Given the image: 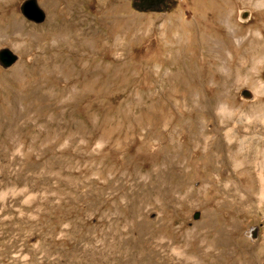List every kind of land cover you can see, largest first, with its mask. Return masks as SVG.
<instances>
[{
	"label": "rangeland",
	"instance_id": "374dc122",
	"mask_svg": "<svg viewBox=\"0 0 264 264\" xmlns=\"http://www.w3.org/2000/svg\"><path fill=\"white\" fill-rule=\"evenodd\" d=\"M25 1L0 0V264H221L202 222L230 208L264 245L237 165L263 149L264 0Z\"/></svg>",
	"mask_w": 264,
	"mask_h": 264
},
{
	"label": "bare ground",
	"instance_id": "6f19581e",
	"mask_svg": "<svg viewBox=\"0 0 264 264\" xmlns=\"http://www.w3.org/2000/svg\"><path fill=\"white\" fill-rule=\"evenodd\" d=\"M114 1L116 3L118 2V0H114ZM42 3L45 6H50V3L48 2V0H42ZM71 15H72V13H71ZM14 16L16 19L17 15H14ZM14 16H13V18H14ZM69 18H70V15H69ZM70 19L69 20H63V21H71ZM48 21H49L48 23L53 22V20L51 18ZM12 23L16 25L17 21L12 20L10 22V24H12ZM67 23H69V22H67ZM238 127H240V126H238ZM259 137L260 136L257 135V140H259ZM261 141H264V138ZM261 141H259V143ZM246 155H248V154H246ZM242 164L246 165V166H244L245 168L250 167L251 170H253V175H254V177L250 176V177H253V178H251V180L253 182L252 181L251 182L253 184L255 183L254 187H252L253 185L251 183L249 184V186H247L248 188L250 187L249 189H247V192H249V193H247V201L250 202L252 200L251 197H253L254 191H255L256 195L259 196V198H264V142H263V149L260 145L258 147L254 146V154L250 157H242L237 165H238V167H240V165H242ZM246 170H248V169H246ZM246 170H244V172ZM253 189H255V190H253ZM235 206L237 207V205H235ZM225 210H226L225 214L227 216H224V217L218 216V217L212 218L211 216L206 215L205 220H203V222H202L203 226L206 229H208L209 232H213L216 236L215 237L216 238V244L215 245H217V247L220 249V252L225 257V259H222L223 262L221 264H262V260H264V245L259 243L257 246L252 248V250H250L245 246V244L243 242H241V241L235 242V237L238 236V234H240V232L243 228V223L241 221H239L236 218V216L234 215L233 212H236V210L234 208H232V210H231V208L225 209ZM255 210H257V209H255ZM233 243H235L236 248L232 247ZM229 248L232 249L231 254L228 253ZM247 254L248 255L251 254V255L246 256ZM217 260H218V262H216V264H218L221 259H217ZM227 260H229V262Z\"/></svg>",
	"mask_w": 264,
	"mask_h": 264
},
{
	"label": "water",
	"instance_id": "95a60500",
	"mask_svg": "<svg viewBox=\"0 0 264 264\" xmlns=\"http://www.w3.org/2000/svg\"><path fill=\"white\" fill-rule=\"evenodd\" d=\"M21 12L26 18L34 21H40L43 18V14L37 8L34 0H26L21 6ZM14 60V56H12L8 51H5L0 55V61L5 66L11 65Z\"/></svg>",
	"mask_w": 264,
	"mask_h": 264
},
{
	"label": "trees",
	"instance_id": "16d2710c",
	"mask_svg": "<svg viewBox=\"0 0 264 264\" xmlns=\"http://www.w3.org/2000/svg\"><path fill=\"white\" fill-rule=\"evenodd\" d=\"M166 1L168 0H131V7L139 12L166 11L169 9V6H164Z\"/></svg>",
	"mask_w": 264,
	"mask_h": 264
}]
</instances>
